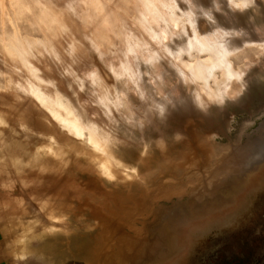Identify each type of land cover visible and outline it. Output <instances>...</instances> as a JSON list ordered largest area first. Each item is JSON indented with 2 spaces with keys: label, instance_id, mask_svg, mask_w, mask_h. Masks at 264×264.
Returning a JSON list of instances; mask_svg holds the SVG:
<instances>
[{
  "label": "rangeland",
  "instance_id": "rangeland-1",
  "mask_svg": "<svg viewBox=\"0 0 264 264\" xmlns=\"http://www.w3.org/2000/svg\"><path fill=\"white\" fill-rule=\"evenodd\" d=\"M143 11L140 0H0V228L12 264H261L264 50L231 56L247 89L234 82L225 104L204 111L196 84L177 72L157 79L174 63L141 26ZM234 11L239 30L264 38V0ZM199 30L217 28L201 20ZM126 33L143 50L128 52ZM150 52L162 63L147 62ZM192 55L181 58H208ZM124 66L138 77L118 76ZM32 89L92 122L111 153L64 128ZM168 95L178 104L162 121L155 103Z\"/></svg>",
  "mask_w": 264,
  "mask_h": 264
},
{
  "label": "bare ground",
  "instance_id": "bare-ground-1",
  "mask_svg": "<svg viewBox=\"0 0 264 264\" xmlns=\"http://www.w3.org/2000/svg\"><path fill=\"white\" fill-rule=\"evenodd\" d=\"M183 1L189 6L188 13L183 12L180 8V0H140L144 11L139 18V22L149 37L162 46L163 55L166 58H170L171 62L174 63V71L170 68H165L164 72L158 73L157 79L163 83L167 73L177 72L183 83L196 84L198 89L196 87L192 100L198 108L206 111L207 107L211 104L210 102L225 104L232 97L234 82L240 84L241 91L247 87L245 85L247 77L244 69L242 67L236 68L233 60H231V56L236 55L245 46H258L264 50V38H257L251 27L244 28L245 30L242 31L235 26V21L239 19V16L234 11V8L242 9L247 7L252 0H228L225 2V5L231 8L227 9V17L217 13L223 0H210L212 3L209 9H206L203 5L205 0ZM193 9H197L198 13H194ZM219 18H224L229 25L228 29L219 26L220 24L217 20ZM201 20H207L215 24L217 30L207 36H203L199 30ZM185 22L190 24L193 31V36H187V39ZM125 36L128 52L136 54L137 51L143 50V47L146 45L130 33H126ZM192 51H196L198 54L205 53L208 55V58L206 60L196 58L194 63L185 62L181 58V54L184 52L193 57ZM160 55V53L150 52L147 62L161 64L162 57ZM217 71L221 73L220 76L217 74ZM118 76H127L134 80V78L138 77V74L132 72L128 66H124ZM32 94L69 132L81 137L87 134L90 144L95 148L101 151H110L107 149V144L102 142L98 138L97 132L93 130L95 127L93 129V125L90 127L89 124L92 122L89 123L87 121L89 124L86 123V120L84 119V121L80 115L68 109L67 105L64 106V103L62 104L58 100L59 98L48 97L40 89H32ZM102 103L110 111L112 107H121L124 104V99L117 97V100L113 104L109 100H102ZM111 104L112 107L110 106ZM177 104V101L171 95L155 103V108L160 119L162 121L166 120L171 106ZM183 106L186 110L190 107L185 100ZM58 107L66 112L65 116L58 112ZM89 142L87 141V143ZM257 152H260V156ZM257 152L251 155V157L245 156L243 158L248 160L246 162L250 164L257 157L261 159L263 152L260 150Z\"/></svg>",
  "mask_w": 264,
  "mask_h": 264
},
{
  "label": "crops",
  "instance_id": "crops-1",
  "mask_svg": "<svg viewBox=\"0 0 264 264\" xmlns=\"http://www.w3.org/2000/svg\"><path fill=\"white\" fill-rule=\"evenodd\" d=\"M0 264H12L8 256V245L6 237L0 228Z\"/></svg>",
  "mask_w": 264,
  "mask_h": 264
},
{
  "label": "flooded vegetation",
  "instance_id": "flooded-vegetation-1",
  "mask_svg": "<svg viewBox=\"0 0 264 264\" xmlns=\"http://www.w3.org/2000/svg\"><path fill=\"white\" fill-rule=\"evenodd\" d=\"M252 182H255V179H253ZM256 202L258 204H260V207L263 206V210H264V196L261 195V197ZM263 210H261V213L264 216V211ZM261 261H262L261 264H264V255H263V258H262ZM227 264H250V263L241 262V261H238V259H236V258H229L228 257Z\"/></svg>",
  "mask_w": 264,
  "mask_h": 264
},
{
  "label": "water",
  "instance_id": "water-1",
  "mask_svg": "<svg viewBox=\"0 0 264 264\" xmlns=\"http://www.w3.org/2000/svg\"><path fill=\"white\" fill-rule=\"evenodd\" d=\"M263 174H264V172H263Z\"/></svg>",
  "mask_w": 264,
  "mask_h": 264
},
{
  "label": "snow or ice",
  "instance_id": "snow-or-ice-1",
  "mask_svg": "<svg viewBox=\"0 0 264 264\" xmlns=\"http://www.w3.org/2000/svg\"><path fill=\"white\" fill-rule=\"evenodd\" d=\"M239 6V5H238Z\"/></svg>",
  "mask_w": 264,
  "mask_h": 264
}]
</instances>
